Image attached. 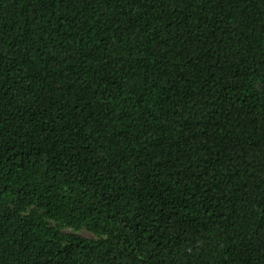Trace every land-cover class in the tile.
<instances>
[{"label": "trees", "instance_id": "1", "mask_svg": "<svg viewBox=\"0 0 264 264\" xmlns=\"http://www.w3.org/2000/svg\"><path fill=\"white\" fill-rule=\"evenodd\" d=\"M0 264H264V0H0Z\"/></svg>", "mask_w": 264, "mask_h": 264}, {"label": "rangeland", "instance_id": "2", "mask_svg": "<svg viewBox=\"0 0 264 264\" xmlns=\"http://www.w3.org/2000/svg\"><path fill=\"white\" fill-rule=\"evenodd\" d=\"M51 222L53 224H56V221L51 219ZM66 230H69V231H74L76 233H80V234H83V235H87V236H91V237H98L97 234L89 231L88 229L86 228H81V229H76V228H73V227H65Z\"/></svg>", "mask_w": 264, "mask_h": 264}]
</instances>
